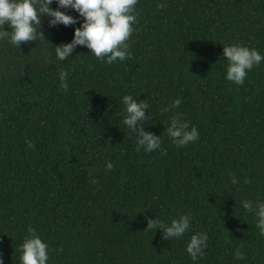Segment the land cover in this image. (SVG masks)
Instances as JSON below:
<instances>
[{
    "label": "trees",
    "instance_id": "16d2710c",
    "mask_svg": "<svg viewBox=\"0 0 264 264\" xmlns=\"http://www.w3.org/2000/svg\"><path fill=\"white\" fill-rule=\"evenodd\" d=\"M60 10L77 24L42 17L46 40L20 48L0 40L3 264H21L29 227L49 246L47 264H264V235L242 205L264 201V61L237 85L223 56L234 43L264 55V0H139L131 57L112 64L84 46L56 58L54 46L83 23ZM124 95L146 100L143 126L160 136V149L137 151ZM176 99L178 108L162 111ZM173 115L199 139L177 147L167 134ZM187 213L191 227L179 238L146 229V218L170 223ZM196 233L208 240L194 261L186 246Z\"/></svg>",
    "mask_w": 264,
    "mask_h": 264
},
{
    "label": "clouds",
    "instance_id": "9594fccd",
    "mask_svg": "<svg viewBox=\"0 0 264 264\" xmlns=\"http://www.w3.org/2000/svg\"><path fill=\"white\" fill-rule=\"evenodd\" d=\"M57 8L52 9L50 5L53 0H0V40L7 39L12 45L19 47L22 43L31 41L46 40L42 30V17L48 18L49 26L62 24L71 26L77 24V18L60 9H73L83 23L74 29L73 39L70 43H63L54 46L56 58L63 61L70 57L77 46H84L101 62L112 64L119 59L124 61L131 57L128 40L134 32L133 25L137 22L136 5L139 0H56ZM166 5L158 3L157 8L163 9ZM5 26L9 29L5 30ZM223 56L228 61L226 67V79L237 85H242L248 72L264 61L255 48L234 43L223 46ZM91 67V66H90ZM68 72L60 70V89L68 90ZM122 103L125 105L123 118L124 125L135 134L137 151L143 148L147 152L160 149L161 138L145 130L144 122L150 120L147 115L149 108L146 100H138L132 95H124ZM180 99H176L171 105L162 109L163 112L178 108ZM167 134L177 145L185 147L199 139V132L195 126L190 125L181 119L180 115L170 117V125ZM28 148L35 149L31 140L25 141ZM166 154V151H165ZM114 165L111 162L106 164V170L112 171ZM89 175H92L89 170ZM232 176L231 173H229ZM91 183L98 181L93 178ZM232 184H238V178L232 176ZM251 183L246 178L245 184ZM244 209L257 218V227L260 234L264 235V201H242ZM147 219V228L163 232V239L171 240L183 236L191 227L190 213L174 218L170 223L153 218ZM145 229V230H146ZM208 236L206 233H196L190 238L186 251L195 261L198 256L204 255L207 248ZM48 244L37 234L36 229L29 227L28 235L19 247L21 252V264H47ZM62 251V248L60 249ZM235 259H244V253L236 249ZM0 264H3L0 258Z\"/></svg>",
    "mask_w": 264,
    "mask_h": 264
}]
</instances>
